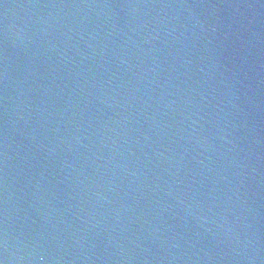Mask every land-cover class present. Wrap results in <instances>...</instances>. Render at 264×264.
I'll return each mask as SVG.
<instances>
[{"label": "water", "instance_id": "obj_1", "mask_svg": "<svg viewBox=\"0 0 264 264\" xmlns=\"http://www.w3.org/2000/svg\"><path fill=\"white\" fill-rule=\"evenodd\" d=\"M3 264H264V0H0Z\"/></svg>", "mask_w": 264, "mask_h": 264}, {"label": "snow or ice", "instance_id": "obj_2", "mask_svg": "<svg viewBox=\"0 0 264 264\" xmlns=\"http://www.w3.org/2000/svg\"><path fill=\"white\" fill-rule=\"evenodd\" d=\"M0 264H3V262H2V261H0Z\"/></svg>", "mask_w": 264, "mask_h": 264}]
</instances>
